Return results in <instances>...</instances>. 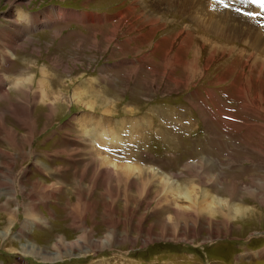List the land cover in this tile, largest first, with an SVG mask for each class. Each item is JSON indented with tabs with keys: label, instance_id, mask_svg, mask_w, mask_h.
I'll use <instances>...</instances> for the list:
<instances>
[{
	"label": "rangeland",
	"instance_id": "obj_1",
	"mask_svg": "<svg viewBox=\"0 0 264 264\" xmlns=\"http://www.w3.org/2000/svg\"><path fill=\"white\" fill-rule=\"evenodd\" d=\"M44 71L60 104L36 97ZM0 84V264H264L263 5L0 0ZM85 129L118 135L120 148L101 154L142 174L95 179ZM171 183L191 190L197 210L164 200ZM12 184L21 205L36 191L53 239L47 224L24 231L29 211ZM204 200L215 211L201 213ZM83 207L97 245L115 231L110 248L87 253ZM63 231L70 244L58 251Z\"/></svg>",
	"mask_w": 264,
	"mask_h": 264
},
{
	"label": "bare ground",
	"instance_id": "obj_2",
	"mask_svg": "<svg viewBox=\"0 0 264 264\" xmlns=\"http://www.w3.org/2000/svg\"><path fill=\"white\" fill-rule=\"evenodd\" d=\"M232 13V12H231ZM19 14V17L22 21H25L27 24H31L32 26H36L38 24V18L35 17L34 19L31 20V17L24 13V12H18ZM60 17L59 18H63L64 15L60 12L59 13ZM230 15V14H229ZM238 16V15H237ZM85 19L83 18L84 21H87V22H91V20L88 18L89 16L88 15H85L84 16ZM146 17V16H145ZM144 17V18H145ZM236 17V16H235ZM239 17V16H238ZM56 20V19H55ZM47 25H50V24H53V21H52V18H47L46 22H45ZM13 46V45H12ZM9 47V49L11 51H15L16 49H14V47ZM8 48V47H7ZM8 49V51H9ZM11 56L10 55H7L6 56V61L8 62V64L10 65L11 64ZM47 73L44 71L42 72V79L39 80L38 84H37V89L39 90L38 92L39 93H36V97L37 98H40L42 102H48L50 100V96L46 93V91L44 90V88L47 89ZM21 82H26V80H23ZM1 85V84H0ZM28 86H31V85H28ZM2 89V87L0 86V90ZM30 89V87L28 88ZM27 89V90H28ZM48 90V89H47ZM29 91V90H28ZM2 92V91H1ZM26 94H28L26 92ZM51 95V94H50ZM83 96V92L81 90H77L76 91V94H75V98L77 100L80 99V97ZM52 100V98H51ZM59 98L58 97H55L54 100H52L51 102L55 101L56 103L60 104L59 103ZM50 102V103H51ZM90 105V104H89ZM49 108L51 110H53L52 112H56V107L55 105L53 104H50L49 105ZM59 109V108H58ZM85 131V134L89 136H91V139L89 140L90 144H92L91 146V149L93 151V159L97 162L100 163V168L101 169H97V168H94V165L92 164V168H94V176H95V179H102L104 178L106 181H109L110 180H116V181H124V182H128V180L134 176V177H139L142 172H143V169L138 167V166H135L134 164H126L125 166H120L115 157L113 155H109L107 152H102V154H107L108 157H101L102 154H101V151H103L104 148H112V149H117V148H120V145H122V140L121 138L117 135L116 138H110V135L107 131H104L103 134H102V138L101 139H98L94 136H92V130L89 132L87 131L86 129L84 130ZM83 131V133H84ZM11 134V133H10ZM13 137V136H12ZM94 137V138H93ZM90 138V137H89ZM12 140V139H11ZM111 150V149H110ZM108 151V150H107ZM31 154V153H30ZM11 156H9L10 158ZM12 160V157L11 159ZM93 161V162H95ZM96 163V162H95ZM150 174H153L155 175V171H153V169H148ZM157 176V175H156ZM170 180V179H169ZM168 183V180L166 181ZM7 182L4 181L3 182V187H5V189L9 188L8 185L6 184ZM12 183V181H11ZM14 183V181H13ZM107 183V182H106ZM61 184V183H60ZM110 184V183H109ZM38 185V184H37ZM13 188V184L11 186V189ZM35 188V187H34ZM57 189L56 190H59V189H64V187L62 188V186H59V187H56ZM8 190V189H7ZM5 190V191H7ZM10 190V189H9ZM33 192L35 193L36 191H32L31 194H25V191H23V194L24 195V199L23 201L26 200V198L29 199V203H27L26 205H21L17 196H15L14 192H13V189L10 193V196H11V199L14 201V202H18V210L19 209H26L29 211V219L27 221V223L25 222L24 224V231L26 232H29L31 231L30 228H28V224L30 223L31 227H34L35 229L37 227H40L41 225H46L47 222H43L44 219L43 218H40L37 213H38V206L36 204V201L35 199L33 198ZM13 193V194H12ZM164 193H165V197H164V200H171L173 202V204L177 207V208H181L180 206V200L181 198L185 199V200H188L190 202H192V206L193 208H195L197 205H196V202L195 200L193 199V195H192V192L191 190H186V191H183L181 187H179L176 183H171L168 185V187L164 188ZM2 194V193H1ZM45 194H47L48 196L52 197L53 194H55V192H52V193H48L47 191H45ZM194 194V193H193ZM181 196V197H180ZM15 198V200H14ZM204 198H208V196H205ZM12 201V202H13ZM14 202H13V205H14ZM214 200H212L211 202L209 200H204L201 205H200V210H201V213L202 212H213L215 211V208L213 207L214 206ZM113 205V204H111ZM110 205V206H111ZM196 205V206H195ZM19 206H21V208H19ZM92 206V205H91ZM109 206V205H108ZM107 207V206H106ZM109 208V207H108ZM115 208V207H114ZM197 208V207H196ZM195 208V209H196ZM182 209V208H181ZM108 210V209H107ZM106 210V211H107ZM183 210V209H182ZM197 210V209H196ZM235 212H239V210H235ZM76 214L79 215V218H80V221H78L79 223L77 224L76 226V229L77 231H80L81 233V237H80V241L82 244H85V245H89L87 246V253H94V251L97 249L98 251H101V250H104L105 249H108L111 247L112 245V239L116 238V233L115 231H112L110 234H109V237L106 241V243H108L106 246H99L97 245V242L94 241L93 239V231L90 230H86L85 228V224H84V220L86 218V207H83L82 211H80L79 209L75 211ZM200 213V212H199ZM184 214V213H183ZM204 214V213H203ZM11 215V214H10ZM188 215H191V214H188ZM194 215V214H193ZM185 216V215H184ZM188 217V216H187ZM48 225V224H47ZM54 228V225L49 223L48 225V228L46 227L44 230V233L46 232L48 234V237L51 233V230ZM40 229L41 231H43L41 228H38ZM37 231V230H36ZM69 233V232H67ZM25 235V234H24ZM52 235V233H51ZM119 237V236H118ZM51 238L53 239V235L51 236ZM69 239V235L66 234V231H63L61 233H59V235L57 236V240H56V244L54 245V248H56L58 251L61 249V248H65V246L67 244H70L69 241H67ZM150 241V240H149ZM147 241V242H149ZM50 242V241H49ZM105 243V244H106ZM26 248V247H25ZM80 264V263H79Z\"/></svg>",
	"mask_w": 264,
	"mask_h": 264
}]
</instances>
